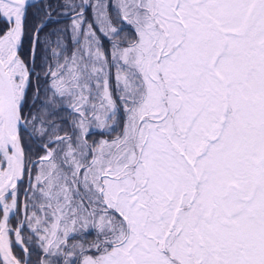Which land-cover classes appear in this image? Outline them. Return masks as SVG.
Masks as SVG:
<instances>
[{
    "label": "snow or ice",
    "instance_id": "snow-or-ice-1",
    "mask_svg": "<svg viewBox=\"0 0 264 264\" xmlns=\"http://www.w3.org/2000/svg\"><path fill=\"white\" fill-rule=\"evenodd\" d=\"M0 264H264V0H0Z\"/></svg>",
    "mask_w": 264,
    "mask_h": 264
}]
</instances>
